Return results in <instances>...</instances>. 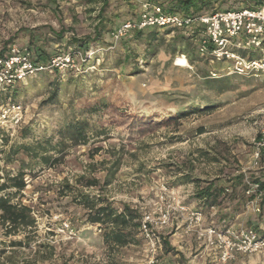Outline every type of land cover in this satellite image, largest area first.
Masks as SVG:
<instances>
[{
	"label": "rangeland",
	"instance_id": "rangeland-1",
	"mask_svg": "<svg viewBox=\"0 0 264 264\" xmlns=\"http://www.w3.org/2000/svg\"><path fill=\"white\" fill-rule=\"evenodd\" d=\"M169 1L108 0L100 12L101 3L84 0H0V43L31 49L43 57L71 54L75 60L74 68L41 72L15 85L8 94H0V105L10 99L24 109L22 123L13 133L1 131L0 185L5 175L11 178L18 170L26 184L20 194L8 188L0 191V196L30 207L36 221L34 229L15 237H4L0 227V250L12 256L8 261L144 264L138 230L134 244L107 247L102 227L86 221L87 212L78 205L80 194L105 198L116 209L129 206L141 216L152 210L166 186L174 189L187 207L203 210L205 224L210 219L217 223L219 215L229 212L232 226L264 229V216L253 210L250 200H239L248 198V184L264 179V153L255 160L251 145L264 123V72L235 75L230 62L198 57L191 38L193 62L185 57L187 66L180 67L174 64L180 53L170 55L161 50L154 58L145 59L149 31L141 38L133 31L121 40L112 37L114 28L136 20L145 5L166 8ZM246 5L211 0L204 12ZM95 29L101 30L103 45L87 56L84 68L79 64L81 50L70 42L93 38ZM179 35L170 33L165 40ZM241 52L244 58L264 57V38L260 48ZM219 80L225 82L222 93ZM53 90L57 97L51 100ZM179 113L186 115L176 119ZM83 120L86 142L67 147L62 154L50 151L48 154L57 158L50 167L22 149L45 141L54 146L58 130ZM198 130L203 133L199 135ZM118 158V170L105 187L107 170ZM184 178L191 182H182ZM92 179L98 181L97 186H88ZM194 180L201 183L196 185ZM207 182L225 189L219 206L207 207L193 197ZM24 236L27 245L8 247L9 241H23ZM167 238L182 240L179 233ZM37 249L39 253H35ZM179 259L196 264L192 251Z\"/></svg>",
	"mask_w": 264,
	"mask_h": 264
},
{
	"label": "built area",
	"instance_id": "built-area-1",
	"mask_svg": "<svg viewBox=\"0 0 264 264\" xmlns=\"http://www.w3.org/2000/svg\"><path fill=\"white\" fill-rule=\"evenodd\" d=\"M233 1L244 4L247 0ZM144 7L136 20H128L113 31L115 41L131 31L147 28L183 30L189 33L197 31L202 34L197 41V53L204 60L230 62L232 73L238 76L264 72V57L248 59L238 53L260 48L264 38V6L253 9L229 8L195 16L165 13L159 4ZM1 52L0 44V94H8L15 85L38 73L75 67L71 54L58 55L51 58L48 65H38L33 62L28 49L14 44L7 47L3 56ZM181 57L186 61L184 56ZM23 117L24 109L20 104L8 99L0 105V148L3 144L1 131L13 133L21 125ZM251 145L253 157L258 160L264 151V123ZM245 194L251 198L249 205L253 210L260 212L261 192L258 185L248 184ZM204 222L203 210L187 207L174 189L162 186L152 210L143 213L139 220L138 232L143 241L144 264H158L163 244L161 232L169 228L181 229L184 234L193 235L199 246L214 254L220 264H227L238 255L255 256L264 253V229L259 232L252 228L225 224L223 221L215 223L212 219L207 224Z\"/></svg>",
	"mask_w": 264,
	"mask_h": 264
},
{
	"label": "trees",
	"instance_id": "trees-1",
	"mask_svg": "<svg viewBox=\"0 0 264 264\" xmlns=\"http://www.w3.org/2000/svg\"><path fill=\"white\" fill-rule=\"evenodd\" d=\"M87 4L93 3H101L100 12L105 10L108 5V0H84ZM211 0H171L169 1L168 6L165 8L162 4H159L165 13H175L181 14L184 16H195L199 14H205L206 8L210 5ZM264 0H247L245 8H257L263 5ZM214 12V11H213ZM101 20V18H99ZM116 28H114L115 30ZM113 30V31H114ZM112 31V33H113ZM144 31H149L146 39H145V50L144 57L145 59L154 58L159 52L162 50L163 52L175 55L180 53L182 56L187 57V61L192 63V52L190 50L189 41L195 40V53L199 57L197 53V41L201 37V33L194 31L192 33L185 32L183 30H171V29H163L162 33L157 28H147L144 30H134L132 33H135L136 38H141ZM180 33L179 36H173L170 40L166 41L165 37L170 33ZM183 33V34H182ZM187 34L188 36H183ZM182 35V36H181ZM101 30L95 29L93 38H83L80 40H71L70 45L76 46L79 50H81L82 58L79 64L85 68L87 65V56L94 50L98 48V46L103 45L101 43ZM188 37V38H187ZM190 38L192 40H190ZM122 39V38H121ZM120 39V40H121ZM2 47L1 56L7 50L9 46L8 43H0ZM31 58L35 64L38 65H48L51 58L58 55L65 54H54L50 57H43L42 54H39L37 51H32L28 49ZM239 54L242 55V52L239 51ZM83 59V60H82ZM126 59V56H125ZM203 59V58H202ZM248 59H256V58H248ZM51 71H56V69H51ZM39 74V73H38ZM221 83V87H219V93L225 91L223 88V84L225 83L223 80H219ZM53 92L51 93V100L57 97V94ZM186 114L179 113L176 116V119L184 117ZM86 122L76 121L67 123L62 130H58L57 134L59 140L56 142V145L49 146L50 142L45 141V144L37 143L35 147L27 148L24 147L26 153L31 155L32 159L37 160L43 166L50 167L51 162L57 160V158H53L48 153L50 151H55V153H63L65 148L76 146L79 143L86 142ZM203 130H198V134H202ZM58 148H61L58 150ZM264 151L262 152V154ZM11 154L15 155L16 152H12ZM261 154V155H262ZM120 163V158L115 160L111 167L107 170V174L104 177L103 185L107 187L110 185L113 180ZM237 182H242V179L236 178ZM184 183H190L191 180L189 178H184L181 180ZM196 185H199L201 182L199 180H194ZM216 182H207L205 186L198 187L194 193V198L200 202H202L207 207L219 206V198L223 191L225 190L222 186L216 185ZM252 184H257L258 189L261 192V198L259 202V210L260 214L264 216V179L258 180L254 179ZM98 185V181L96 179L90 180L88 182L89 187H94ZM26 187L24 182V174L22 170H18L15 176L11 178L8 175H5L3 184L0 185V191H4L8 188H12L15 190V193L20 194ZM8 195V194H7ZM232 196H230L231 198ZM251 198H245L241 196L239 200L244 201ZM78 205L82 206L86 210V221L91 225H98L103 229V242L107 247L110 248H119L129 244L135 243V236L139 227V220L141 216L136 210L131 209L129 206L123 205L121 208L116 209L112 206L107 199L101 198L100 196H95L89 198L87 195L80 194ZM259 214V215H260ZM258 215V216H259ZM219 222H224L225 224H229L230 213L224 212L219 215ZM36 225V221L32 216V210L30 207L21 205V204H13L10 202L9 196H0V227L4 231V237H15L19 234L25 233L27 230L34 229ZM256 230V229H255ZM27 236H24V240H11L8 243V247L10 249H14L16 247H22L23 245H27L25 243L27 241ZM42 246H39L40 249ZM36 250L35 253H39V250ZM14 251V250H12ZM11 255H15V252H11ZM6 256L5 250H0V257ZM12 257V256H10ZM9 257V258H10ZM45 258V257H44ZM0 264H4V262H0Z\"/></svg>",
	"mask_w": 264,
	"mask_h": 264
},
{
	"label": "crops",
	"instance_id": "crops-1",
	"mask_svg": "<svg viewBox=\"0 0 264 264\" xmlns=\"http://www.w3.org/2000/svg\"><path fill=\"white\" fill-rule=\"evenodd\" d=\"M214 213V212H212ZM234 226V225H233ZM235 227H240L239 225ZM180 234V239L175 241L166 236L171 234V237L176 236V234ZM161 236L163 237L162 249L159 251V259L158 264H184L179 258L183 256L185 252L192 251L194 253V258L196 264H220L214 254L203 250L193 235H186L183 233L181 229H164L161 232ZM173 254V255H172ZM144 255V249H143ZM9 257H4L1 261L4 264H23L21 260L14 258L13 260H9ZM227 264H264V256H241L238 255L235 259Z\"/></svg>",
	"mask_w": 264,
	"mask_h": 264
},
{
	"label": "bare ground",
	"instance_id": "bare-ground-1",
	"mask_svg": "<svg viewBox=\"0 0 264 264\" xmlns=\"http://www.w3.org/2000/svg\"><path fill=\"white\" fill-rule=\"evenodd\" d=\"M176 66H182V67H185V66H187V63H186V61L183 59V58H181V57H178L177 58V60H176V62L174 63Z\"/></svg>",
	"mask_w": 264,
	"mask_h": 264
}]
</instances>
